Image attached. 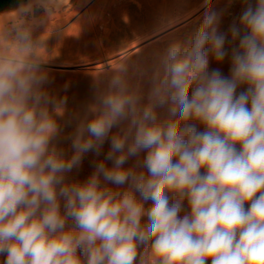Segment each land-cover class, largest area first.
<instances>
[{"label":"clouds","instance_id":"clouds-1","mask_svg":"<svg viewBox=\"0 0 264 264\" xmlns=\"http://www.w3.org/2000/svg\"><path fill=\"white\" fill-rule=\"evenodd\" d=\"M215 4L91 77L79 109L52 88L59 0L0 14V264H264V0L226 31Z\"/></svg>","mask_w":264,"mask_h":264},{"label":"rangeland","instance_id":"rangeland-1","mask_svg":"<svg viewBox=\"0 0 264 264\" xmlns=\"http://www.w3.org/2000/svg\"><path fill=\"white\" fill-rule=\"evenodd\" d=\"M203 0H71L51 17L45 37L50 49L46 55L53 61L54 90L70 82L67 92L69 109H79L90 99L91 77L108 68L118 67L126 59L141 53L162 50L169 39L182 38L198 24L204 11ZM216 9L224 10L220 30L226 31L242 10V0H216ZM180 18L175 32L159 39L147 40L155 26ZM60 29L57 35L53 31ZM227 75L229 63L214 61ZM71 131V129H66ZM108 144H105V152ZM89 153L79 172L84 179L92 171ZM75 175V173H74Z\"/></svg>","mask_w":264,"mask_h":264},{"label":"water","instance_id":"water-1","mask_svg":"<svg viewBox=\"0 0 264 264\" xmlns=\"http://www.w3.org/2000/svg\"><path fill=\"white\" fill-rule=\"evenodd\" d=\"M20 0H0V14L17 6Z\"/></svg>","mask_w":264,"mask_h":264},{"label":"bare ground","instance_id":"bare-ground-1","mask_svg":"<svg viewBox=\"0 0 264 264\" xmlns=\"http://www.w3.org/2000/svg\"><path fill=\"white\" fill-rule=\"evenodd\" d=\"M71 0H59L60 3V8L58 10H60L63 6L68 5L70 3ZM3 14V13H1ZM8 15H13L12 13H8ZM5 18H8L4 15H0V24H2L5 20Z\"/></svg>","mask_w":264,"mask_h":264}]
</instances>
